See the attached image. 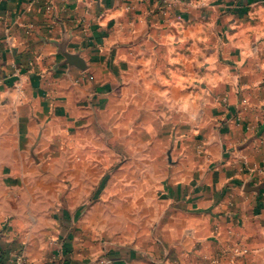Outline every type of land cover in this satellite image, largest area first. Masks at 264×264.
Instances as JSON below:
<instances>
[{
  "label": "crops",
  "instance_id": "1",
  "mask_svg": "<svg viewBox=\"0 0 264 264\" xmlns=\"http://www.w3.org/2000/svg\"><path fill=\"white\" fill-rule=\"evenodd\" d=\"M216 12L0 0V264H264V43Z\"/></svg>",
  "mask_w": 264,
  "mask_h": 264
},
{
  "label": "rangeland",
  "instance_id": "2",
  "mask_svg": "<svg viewBox=\"0 0 264 264\" xmlns=\"http://www.w3.org/2000/svg\"><path fill=\"white\" fill-rule=\"evenodd\" d=\"M192 3L198 5V8L206 9L207 11L215 10L218 11L221 9L222 15H225V10L230 11V9L235 7H244L250 9L248 14V21H244L246 25H249V29L251 31V43H264V0H191ZM217 13V12H216ZM226 16V15H225ZM224 17V16H223ZM227 33H225V40L227 39ZM99 145V144H98ZM97 151L103 150V146H98ZM85 220V219H84ZM68 226H71L70 224ZM60 227V226H59ZM103 223L99 224V231H102ZM102 234H98L95 242L96 249H99L100 254L96 255V260H92L93 264H101V259L103 257L105 251V239L103 240ZM61 244V240H56L55 246H59ZM108 245H110L108 243ZM117 244L111 243V246H115ZM114 248H112L113 250ZM59 253V252H58ZM61 256H55L52 254L47 258L48 264L57 263V264H65L66 259ZM92 257V258H95ZM52 258V259H51Z\"/></svg>",
  "mask_w": 264,
  "mask_h": 264
},
{
  "label": "built area",
  "instance_id": "3",
  "mask_svg": "<svg viewBox=\"0 0 264 264\" xmlns=\"http://www.w3.org/2000/svg\"><path fill=\"white\" fill-rule=\"evenodd\" d=\"M239 252L241 253H247L248 249L246 247H243L239 250ZM16 264H25V258L23 256H17L16 257Z\"/></svg>",
  "mask_w": 264,
  "mask_h": 264
}]
</instances>
